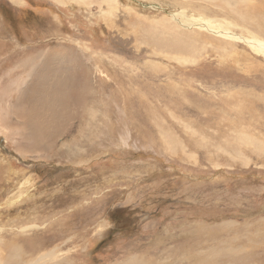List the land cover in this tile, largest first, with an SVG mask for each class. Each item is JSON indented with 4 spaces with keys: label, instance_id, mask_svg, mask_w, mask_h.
I'll return each mask as SVG.
<instances>
[{
    "label": "rangeland",
    "instance_id": "rangeland-1",
    "mask_svg": "<svg viewBox=\"0 0 264 264\" xmlns=\"http://www.w3.org/2000/svg\"><path fill=\"white\" fill-rule=\"evenodd\" d=\"M81 1L0 0V264H264V0Z\"/></svg>",
    "mask_w": 264,
    "mask_h": 264
},
{
    "label": "bare ground",
    "instance_id": "bare-ground-1",
    "mask_svg": "<svg viewBox=\"0 0 264 264\" xmlns=\"http://www.w3.org/2000/svg\"><path fill=\"white\" fill-rule=\"evenodd\" d=\"M82 1H87L88 3H90V2H92L93 0H82ZM81 1V2H82ZM106 6H107V9L109 10V14H110V12L112 11V9H116L115 7H117L116 6V4L118 3V1L117 0H101ZM86 2V3H87ZM187 2V1H186ZM182 6V5H181ZM192 7V6H191ZM190 7V8H191ZM182 9V8H181ZM204 12V11H203ZM189 14V13H188ZM178 17V16H177ZM182 18H184V17H182ZM206 18V17H205ZM205 18H203V19H199V20H196V19H191L189 22H188V24H186V25H188V27L190 26V27H192V26H197V27H199L200 29H207V30H210V31H213L214 33H218V32H215L214 30H216L217 29V27L216 26H212V25H210L209 23H208V21H207V19H205ZM188 21V20H187ZM182 22H185V21H182ZM231 22V21H230ZM225 23V22H224ZM142 24V23H141ZM185 25V24H184ZM224 26V25H223ZM223 26H220L222 29H221V31H220V33H218V34H220V35H222L223 37H226V38H230V39H232V40H235V39H241L242 37H240V36H237L236 34H234L229 28H227V27H223ZM220 29V28H219ZM219 29H217V30H219ZM249 40H247L248 41V43L249 44H251L252 45V47L255 49L256 48V51H259V50H257V49H260V50H264V41H262V42H259L258 41V36H256V35H254L252 38H248ZM48 54V53H47ZM59 57V56H58ZM66 81H61L59 84H58V87H59V85H63L64 83H65ZM150 82V81H149ZM33 85V84H32ZM38 85V84H37ZM73 86V85H72ZM30 86H28V88H29ZM30 88H32V87H30ZM29 88V89H30ZM37 88H39L38 86H37ZM24 90H25V88H23ZM36 89V88H35ZM58 89V88H57ZM28 90V89H27ZM46 90V89H45ZM59 90H61V91H63L62 89H58V91H56V92H54L55 93V96L56 97H58V102H57V105H55V104H53L52 103V99H45V100H42V101H40L39 102V97H41V96H39V90L36 92L38 95H32L33 96V98H35V97H37V99H33L32 100V98H31V103L29 104V106L27 107V106H25V104H24V101H26V100H24L23 98H24V96L25 95H23V97H22V91L20 92L21 94H19L20 96L17 98V99H19L18 101L20 102V106L19 107H21L22 109L20 110V113L21 114H23V115H25V116H27V117H24L23 118V120H24V122H25V124L26 123H29V122H31L34 118H36V117H39V111H43V110H48L49 112H50V114L49 115H47V116H45L44 118H43V120H42V122L40 123V124H45V126H46V128H48V127H50V123H47V122H45V120L44 119H46V118H55V116H57V115H63V114H67L66 112H65V110H66V108H68L69 107V105H70V101H67V100H65V97L66 98H68L69 96H70V94L72 93V91H67L66 89H64V91H67V92H60ZM30 91V90H29ZM25 93V92H24ZM28 93V92H27ZM29 93H31V91L29 92ZM32 93H33V91H32ZM45 94V93H44ZM46 95V94H45ZM49 95H50V93H49ZM48 94H47V96H49ZM52 95H54L53 93H52ZM47 96H45V97H47ZM44 97V95H43V97H42V99L43 98H45ZM41 99V98H40ZM55 99V98H54ZM28 101H30V99H28ZM60 107H63V109H62V111L60 112V110L58 109V108H60ZM42 115V114H41ZM55 121V120H54ZM27 126V125H26ZM28 127V126H27ZM35 127V126H34ZM31 129V128H30ZM39 135H43V127L39 130V131H36V135H35V139H36V141L35 142H32L33 143V147H36V148H39ZM44 141V140H43ZM28 181V180H27ZM53 253V252H52ZM212 263V262H211Z\"/></svg>",
    "mask_w": 264,
    "mask_h": 264
},
{
    "label": "trees",
    "instance_id": "trees-1",
    "mask_svg": "<svg viewBox=\"0 0 264 264\" xmlns=\"http://www.w3.org/2000/svg\"><path fill=\"white\" fill-rule=\"evenodd\" d=\"M136 213V210L133 209H128V208H124V209H119L117 211H115L112 216H116V221L121 223L123 221V219H125L126 221L128 220V218H130L131 216H134Z\"/></svg>",
    "mask_w": 264,
    "mask_h": 264
}]
</instances>
